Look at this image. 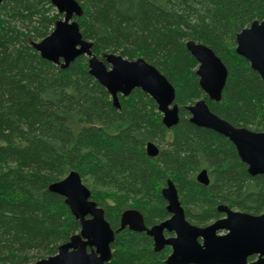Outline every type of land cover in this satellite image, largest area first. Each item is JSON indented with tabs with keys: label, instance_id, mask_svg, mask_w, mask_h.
Masks as SVG:
<instances>
[{
	"label": "trees",
	"instance_id": "obj_1",
	"mask_svg": "<svg viewBox=\"0 0 264 264\" xmlns=\"http://www.w3.org/2000/svg\"><path fill=\"white\" fill-rule=\"evenodd\" d=\"M82 38L101 60L143 59L173 86L179 121L166 129L154 101L138 89L118 97L88 73L87 58L67 69L33 49L61 19L50 0L0 5V264H33L53 256L79 232L62 197L48 191L78 173L115 231L136 210L149 228L169 215L160 191L170 180L188 223L205 227L219 206L264 213V177H251L224 137L189 122L185 108L205 100L230 125L264 132V83L235 53V36L264 20V0H75ZM187 41L208 47L227 71L219 102L208 100ZM148 143L158 148L148 157ZM205 170L208 185L196 182ZM108 264H165L144 233L115 234ZM250 261L253 258L249 259Z\"/></svg>",
	"mask_w": 264,
	"mask_h": 264
},
{
	"label": "water",
	"instance_id": "obj_2",
	"mask_svg": "<svg viewBox=\"0 0 264 264\" xmlns=\"http://www.w3.org/2000/svg\"><path fill=\"white\" fill-rule=\"evenodd\" d=\"M4 1L0 0V5ZM50 3L61 19L55 22L48 36L32 43L43 60L67 69L78 57H86L89 75L106 90L115 108H119V96L126 98L138 89L154 101L166 129L177 125L175 90L154 66L141 58L128 61L116 54H106L100 60L91 51L92 43L82 38L75 20L82 17L80 5L75 0H50ZM185 48L197 63L195 75L200 89L208 100L219 102L226 68L204 45L187 41ZM235 53L249 63L264 83V20L254 21L236 34ZM185 110L191 124L210 130L233 145L251 177H264V132L230 125L214 115L203 99ZM145 152L154 158L158 148L148 143ZM195 180L205 186L209 183L205 170L200 171ZM47 189L63 198L80 228L57 248L55 255L33 264H108L115 234L123 229L151 238L155 253L169 248L165 264H264V213L253 216L221 205L217 208L222 214L220 219L205 227L193 226L186 221L170 180L160 191L169 215L165 221L147 228L141 214L129 209L121 214L119 228L115 231L105 220L103 209L91 200V193L78 173L69 172ZM164 233L171 236L165 237Z\"/></svg>",
	"mask_w": 264,
	"mask_h": 264
},
{
	"label": "flooded vegetation",
	"instance_id": "obj_3",
	"mask_svg": "<svg viewBox=\"0 0 264 264\" xmlns=\"http://www.w3.org/2000/svg\"><path fill=\"white\" fill-rule=\"evenodd\" d=\"M164 235H165V237H169V236H171V234H166V233H164Z\"/></svg>",
	"mask_w": 264,
	"mask_h": 264
},
{
	"label": "rangeland",
	"instance_id": "obj_4",
	"mask_svg": "<svg viewBox=\"0 0 264 264\" xmlns=\"http://www.w3.org/2000/svg\"><path fill=\"white\" fill-rule=\"evenodd\" d=\"M101 60H102V57H101Z\"/></svg>",
	"mask_w": 264,
	"mask_h": 264
}]
</instances>
